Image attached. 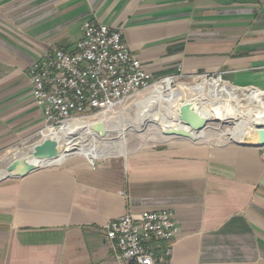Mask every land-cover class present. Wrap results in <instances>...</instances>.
Listing matches in <instances>:
<instances>
[{
  "label": "crops",
  "instance_id": "0c3cea01",
  "mask_svg": "<svg viewBox=\"0 0 264 264\" xmlns=\"http://www.w3.org/2000/svg\"><path fill=\"white\" fill-rule=\"evenodd\" d=\"M85 21L120 30L155 78L223 72L264 90V0H0V156L44 125L27 68L73 50ZM108 155L0 181V264H121L103 225L162 209L170 264H264V147L169 139Z\"/></svg>",
  "mask_w": 264,
  "mask_h": 264
},
{
  "label": "built area",
  "instance_id": "2783aa9c",
  "mask_svg": "<svg viewBox=\"0 0 264 264\" xmlns=\"http://www.w3.org/2000/svg\"><path fill=\"white\" fill-rule=\"evenodd\" d=\"M81 33L73 50L49 51L27 68L44 121L37 135L43 137L78 118H88L93 125L164 79L194 75L153 77L129 51L120 30L107 25L85 21ZM199 75L202 81L228 83L223 72ZM89 165L94 167V160ZM102 229L121 264H170L177 232L170 210L126 212Z\"/></svg>",
  "mask_w": 264,
  "mask_h": 264
},
{
  "label": "bare ground",
  "instance_id": "6f19581e",
  "mask_svg": "<svg viewBox=\"0 0 264 264\" xmlns=\"http://www.w3.org/2000/svg\"><path fill=\"white\" fill-rule=\"evenodd\" d=\"M172 79L167 78L158 83L152 88V93L147 99L137 102V119L140 123L151 122L155 125H160V133L164 136L175 135V129L181 123H187L183 118V109L186 106V113L192 114L195 122H206L211 119V115L216 117H231V116H244V120L239 122L233 131L229 134L230 138L235 141H248L253 139L255 126L264 124V92L263 90L252 88L249 91H245L244 88L239 89L236 86L229 85L225 81H202L199 84H193L187 87L190 91H194L196 96L186 100L185 104H178L183 99V88H174L172 85ZM154 87V88H153ZM148 88V90L150 89ZM185 89V88H184ZM150 90V91H151ZM247 96L252 104V111L246 115L239 110L238 104L232 106L234 97ZM196 101V102H194ZM163 103L166 105L163 106ZM195 103V104H194ZM220 103L224 104L221 106ZM194 105V108L192 107ZM155 109V110H153ZM161 110L165 111L168 115H174L176 120L165 121L166 117L163 116ZM106 117V116H105ZM105 117H101V122L105 123ZM77 122H80L76 127H70ZM194 122V123H195ZM191 123V124H194ZM126 127V126H125ZM127 129V128H126ZM123 126L118 127V133L123 137L126 130ZM252 132V134H251ZM101 133L99 131L92 130V124L90 120L81 121L74 119L72 122L64 125L59 129H51L48 133L44 134V138L48 145H55L53 150L51 146L44 152L31 151L23 156L15 155V158L10 162L7 167L0 171V177L7 174L23 173L30 168L38 166H44V164H56L62 161L65 157L71 155L81 156L87 159H93L101 155H107L109 151L105 147H100L94 143H86L87 137H95ZM250 134V135H249ZM75 135L79 137L74 138ZM123 139V138H122ZM63 145L61 144L62 142ZM123 144V143H122ZM124 145H121L120 149H123ZM120 152L123 150H119ZM16 154V153H15Z\"/></svg>",
  "mask_w": 264,
  "mask_h": 264
},
{
  "label": "rangeland",
  "instance_id": "374dc122",
  "mask_svg": "<svg viewBox=\"0 0 264 264\" xmlns=\"http://www.w3.org/2000/svg\"><path fill=\"white\" fill-rule=\"evenodd\" d=\"M201 78L202 76L200 75H192V76L177 75L176 77L173 78L171 85L174 88H178V87L183 88V92H184L183 99H181L178 104L183 105L185 104L186 100H189L194 96H196V93L194 91H190L189 89H187V87L193 84L201 83L202 82ZM228 84L231 85L229 82ZM238 88L242 89L241 87ZM151 89L152 88H150L149 90L142 91L137 97L127 101L115 113H111L109 116H106L105 126L107 131L106 132L99 131L101 133H97L98 135H96L95 137L92 136L87 137V140H85L86 143L91 142L97 144L100 147L102 146L105 147L109 151L108 154L110 155L108 156L124 154V153L130 154L133 152L141 151L143 149H146L150 146L156 145L158 143H161L169 139H180V140L196 141V142L199 141L213 145L222 144L224 142H233L229 134L233 131L234 126L236 127L239 124V122L243 121L245 118L244 116L236 117L234 115L231 117H225V116L216 117L214 114H212L211 119L207 120L204 123L201 121L195 122V119L192 114H196V112L195 110H192L194 112L192 114H189L188 112L182 114L183 118L187 123L179 124V126H177V128L175 129L176 134L166 137V135L164 136V134L160 133L159 124L155 125L154 123L151 122H147V123L142 122L140 123V125H138L140 121H138L137 119H139L140 117L137 116V111H138L137 102L147 99L152 93L153 89L152 90ZM244 89L245 91H249L251 88H244ZM236 103L238 104L239 110L242 113L246 115L251 113L252 104L247 96H241L238 98L234 97L231 105L236 106ZM165 105L166 104L163 103V106ZM220 105L224 106V104L222 103H220ZM184 107L186 109V106ZM192 107L194 108V105ZM161 112L163 116L166 117L165 121H168L170 119L176 120L174 115H168L163 110H161ZM78 119L81 121L90 120L88 118L85 119L78 118ZM79 123L80 122H77L76 124L70 127H76L77 125H79ZM122 126L125 129L127 128L125 130V134H123V137H121V135L117 131L118 127H122ZM77 137H79V135L74 136V138ZM60 142H62V140H60ZM61 144L63 145L64 143L62 142ZM121 145H124L123 149H120ZM49 146H51L53 150L56 148L55 145L52 144L48 145L46 143L44 136L42 137L40 135H35L33 139L27 141L24 144L11 147V149L6 155L0 156V171L4 170L7 167V165L14 160L15 155L16 157L17 156L20 157L23 156L24 154L26 155L31 151L34 152L48 151L49 149L47 148ZM119 150H123V152L122 151L120 152ZM67 157H72L75 159H81L87 161L81 156L78 157L77 155H71ZM99 159H102V157Z\"/></svg>",
  "mask_w": 264,
  "mask_h": 264
},
{
  "label": "water",
  "instance_id": "95a60500",
  "mask_svg": "<svg viewBox=\"0 0 264 264\" xmlns=\"http://www.w3.org/2000/svg\"><path fill=\"white\" fill-rule=\"evenodd\" d=\"M185 108V107H184ZM183 113H186V109H183ZM92 130L94 131H102V132H106V126L103 122L99 121L96 122L92 125ZM234 142H239L240 144L243 145H248V146H253L256 148H262L264 147V124H259L255 126V131H254V137L253 139L249 140V141H235ZM41 166L35 167V168H30L29 170L24 171L23 173H18V174H7L3 177H0V181L3 179H6L8 177H19L22 175H25L33 170H36L37 168H39Z\"/></svg>",
  "mask_w": 264,
  "mask_h": 264
}]
</instances>
